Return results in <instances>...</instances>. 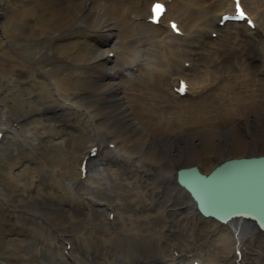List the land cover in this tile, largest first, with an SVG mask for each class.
Listing matches in <instances>:
<instances>
[{"label":"bare ground","instance_id":"1","mask_svg":"<svg viewBox=\"0 0 264 264\" xmlns=\"http://www.w3.org/2000/svg\"><path fill=\"white\" fill-rule=\"evenodd\" d=\"M14 1L0 0V264H264L253 219L223 210L205 218L181 181L187 169L209 175L258 155L264 0H244L254 29L220 25L232 0L167 1L159 25L143 13L152 0ZM6 27L50 36L56 53L23 55ZM83 29L104 37L88 60L73 38L58 37ZM69 62L93 76L61 74ZM38 114L47 116L40 128L22 122ZM71 115L88 120L87 134L52 150L46 135Z\"/></svg>","mask_w":264,"mask_h":264},{"label":"water","instance_id":"2","mask_svg":"<svg viewBox=\"0 0 264 264\" xmlns=\"http://www.w3.org/2000/svg\"><path fill=\"white\" fill-rule=\"evenodd\" d=\"M181 181L205 214L240 212L264 230V156L228 160L209 175L190 168Z\"/></svg>","mask_w":264,"mask_h":264},{"label":"rangeland","instance_id":"3","mask_svg":"<svg viewBox=\"0 0 264 264\" xmlns=\"http://www.w3.org/2000/svg\"><path fill=\"white\" fill-rule=\"evenodd\" d=\"M14 2L16 3V0ZM149 5H150V2H148L147 5H146V3H145V5L143 4V7H145V10L143 9L144 14H146V12H148V11H146V6L148 8ZM247 7H249V6H247ZM5 15L6 14L4 13L3 18H1L2 22L5 21L4 20ZM6 28L8 29V32L10 34V38H11L13 47L20 50L23 55H26L29 58H34L35 60H40L46 55H52V54L56 53V50L54 49V47L49 46L48 41L50 39V36H48V35H43L41 37H26L25 35L15 36L14 30L10 29L9 27H6ZM58 37H60V38H62V37L63 38H66V37L73 38V39H71V41L77 42V45L79 46V48L82 49L81 52H82L85 60H88L90 58V55L88 52L90 51L91 43L94 42L92 40L96 39L97 41H102L104 39V37L100 36L98 32L89 31L86 29L85 30L84 29L83 30H68L67 32L60 34V36H58ZM37 44H39V45H37ZM34 45H36V48L31 49L32 46H34ZM127 56L132 57V55H127ZM46 63H44L43 65H45V68L48 70L51 67L49 65H46ZM69 63L70 64L67 66V68L63 67L60 70L61 74H63V75L68 74L69 75L72 73H74V74L77 73V74H81V75H87L88 74L89 76L90 75L93 76V74H91V73H94V72H90V71L88 72L86 70H83V68H81V66H78L75 63H71V62H69ZM34 84H35V82H34ZM34 84H32V82L30 80L26 82V85L32 86ZM21 86L23 87L22 84H21ZM22 102H24V101L22 100ZM27 105L28 104L25 103V105H23V106L27 107ZM18 108L21 109V107H18ZM94 109H97V107H94ZM46 117L47 116H44L42 114H38L34 117L29 116V118L24 122H26V124L28 123V126L31 128H40L41 125L38 124V121H41V120L45 119ZM68 119L64 120V121L62 119L56 120L55 126L58 127L59 129H62V132L58 131V133H56L55 138L53 137V139H50L52 137V135L51 134L46 135L47 137H45L44 142L47 140H51L52 146H50V148L52 150L54 148H55V150L58 149L59 151L61 149H65V147L71 146V143H73L75 141V139L78 138V136H82V135L87 134L88 127H89V123H88L87 119H84L80 115H77V116L71 115L70 118L68 117ZM101 120H103V118H101ZM66 121H68V124H66L67 123ZM42 131L43 130L40 129L38 132L43 133ZM48 135H51V137L50 136L48 137ZM67 141H68L67 146H65ZM41 147H42V149L41 148L38 149V152L40 153L39 157L47 156L46 153H47V149L49 148V145H46L45 143H43V145H41ZM111 147L112 146H110V148ZM208 147L211 148L209 145H208ZM256 148H257V153H258L257 156L258 157L264 156V140L260 144H257ZM19 149H22V148H19ZM22 152L27 153V150L26 151L23 150ZM239 154H241V153H239ZM238 157L240 158L242 156H238ZM6 169L4 168L3 169L4 171H2V172H5ZM222 237H223L222 243H224L223 246H225L224 248L226 250H229L230 247H228L229 241L226 239L227 236L223 234ZM179 240L182 244L185 243L180 238H179ZM202 247L205 251H206V248H208L207 246H202ZM203 255H206V254H203ZM223 259H224L223 260L224 264H233L232 259L226 258V257H224Z\"/></svg>","mask_w":264,"mask_h":264},{"label":"snow or ice","instance_id":"4","mask_svg":"<svg viewBox=\"0 0 264 264\" xmlns=\"http://www.w3.org/2000/svg\"><path fill=\"white\" fill-rule=\"evenodd\" d=\"M161 9H162V5H161V4H159V3H155V4H153V10H154L155 12L158 13ZM236 11H237L241 16L244 15V13L240 10V8H239V4H238V3L236 4ZM153 19H155V17H153ZM249 23H251V22L249 21Z\"/></svg>","mask_w":264,"mask_h":264}]
</instances>
